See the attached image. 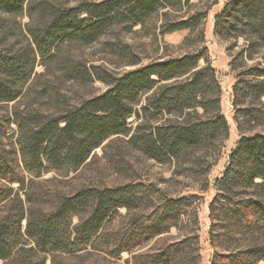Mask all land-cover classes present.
<instances>
[{"label":"trees","instance_id":"trees-1","mask_svg":"<svg viewBox=\"0 0 264 264\" xmlns=\"http://www.w3.org/2000/svg\"><path fill=\"white\" fill-rule=\"evenodd\" d=\"M33 1L0 0L1 15L28 14L39 20L27 24L29 38L20 47L3 46L0 41V104L23 96L39 64L60 65L69 79L83 84L100 80L108 88L56 112L15 110L7 123L16 125L17 139L15 144H0V177L22 188L26 184L20 164L36 178L48 171L76 172L113 136L126 138L124 149L136 150L160 163L192 160L191 155L218 150L228 138L230 125L221 107L223 90L216 69L207 60V65L200 67L203 52L155 60L120 75L97 65L87 67L62 54L65 46L91 45L116 25L124 24L125 30H130L160 10H179L191 0ZM206 17L207 12L199 11L167 20L164 32L195 29ZM215 31L227 39H245L247 55L252 58L264 49V0L226 2L215 16ZM241 74L232 95L234 120L240 129L244 118L264 122V66H250ZM148 93L146 103L139 107ZM243 99L248 100L247 106ZM135 113L142 118L132 131L129 118ZM163 115L168 118L153 122ZM3 130L0 123V135ZM118 150L115 155L120 156L122 151ZM216 185L236 226L251 238L247 249L229 254L233 263L264 260V133L239 140ZM15 191L0 187V205L7 207L0 217V260L11 264H47L48 257L51 264H70L67 259L89 248L118 255L131 249L135 241L148 240L176 224L181 207L190 205L197 196H167L158 220H139L133 213L129 219L132 225L120 234L110 231V223L123 208L128 213L142 209L155 193L154 185L129 181L83 186L71 193H50L34 185L33 194L27 195L29 208ZM46 203L51 205L45 210ZM25 238L32 246H24ZM171 249L155 255L157 262L170 263L175 252Z\"/></svg>","mask_w":264,"mask_h":264},{"label":"rangeland","instance_id":"rangeland-1","mask_svg":"<svg viewBox=\"0 0 264 264\" xmlns=\"http://www.w3.org/2000/svg\"><path fill=\"white\" fill-rule=\"evenodd\" d=\"M40 1L46 0L33 2ZM53 1L74 3L76 0ZM228 1L230 0H191L179 10L172 8L160 10L143 24L136 25L130 30H125L124 24L116 25L108 34L91 45L73 44L63 48L62 54L73 61L81 62L87 67L101 66L115 75L155 60L203 52L205 58L201 59L200 67L206 66L207 60L216 69L223 90L221 107L230 125L229 136L218 150L210 149L205 153L191 155L192 160L186 158L180 162L160 163L144 157L136 150L124 149L126 138L113 136L95 151L86 166L76 172L48 171L36 178L24 171L20 164L21 176L25 178L24 188L16 182H9L8 178L0 177V187L15 188L27 208L31 206L27 195L33 194L31 188L34 185L50 193L56 191L71 193L83 186H113L129 181L154 185L156 191L151 199L146 200V205L142 209L128 213L127 209L123 208L119 211L120 216L110 223V231H119L120 234L132 225L129 219L133 213L139 216V220L156 221L167 196L176 198L197 195L190 205L181 207L176 224L158 235L148 240H137L131 249L115 256L104 250L89 248L76 258L67 259L70 264H163L157 262L155 255H159L167 248L175 251L173 260L168 264H238V260L233 263L234 257L229 254L249 247L251 238L247 237L243 228L236 226L237 221L232 217L233 213L223 205L224 202L218 195L216 180L223 175L231 152L243 136L264 133V122L257 123L256 120L249 118H244L245 124L242 129L238 128L234 120L235 110L232 102L233 86L239 77L243 78L241 73L245 68L253 65L264 66V49L250 58L247 55L245 39H227L215 31V16ZM199 11L207 12V17L197 28L164 32L163 24L167 20L187 17ZM38 21L36 18L34 20L30 18L28 14L23 16L0 14L2 45H15L18 48L26 43V38H29L27 24L30 22L35 24ZM138 59V63L132 64V61ZM35 71L33 79L25 86L22 97L14 102L0 104V123L4 129L0 135V144L16 142L17 127L15 124L7 123L15 110L26 108L56 112L84 97L103 93L108 88V85L100 80L83 84L69 79L65 69L60 65L46 67L39 64ZM244 77L250 79L248 76ZM150 93L142 98L139 107L146 103ZM242 101L244 106L249 103L246 99ZM141 118L137 113L129 118L132 131L136 129ZM167 118L168 115L158 116L153 122L158 120L163 122ZM118 148L122 151L120 156L115 155ZM50 205L43 204V208L46 210ZM6 209L5 205H0V217L4 215ZM26 223V220L22 222L23 231ZM255 239L257 240V237ZM24 246L30 247L32 244L27 240ZM7 263L11 264L10 261L0 260V264ZM47 264H51V257L47 258ZM257 264H264V260Z\"/></svg>","mask_w":264,"mask_h":264}]
</instances>
